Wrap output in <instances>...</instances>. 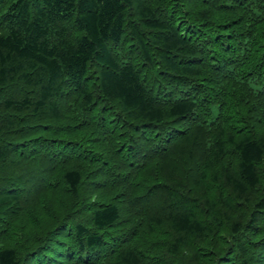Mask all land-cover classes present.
<instances>
[{
	"label": "trees",
	"instance_id": "trees-1",
	"mask_svg": "<svg viewBox=\"0 0 264 264\" xmlns=\"http://www.w3.org/2000/svg\"><path fill=\"white\" fill-rule=\"evenodd\" d=\"M0 264H264V0H0Z\"/></svg>",
	"mask_w": 264,
	"mask_h": 264
}]
</instances>
